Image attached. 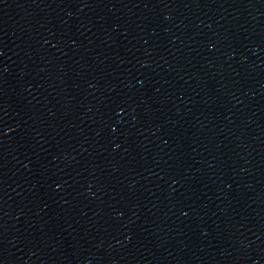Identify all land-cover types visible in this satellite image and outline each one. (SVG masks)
Returning <instances> with one entry per match:
<instances>
[{
    "label": "water",
    "instance_id": "obj_1",
    "mask_svg": "<svg viewBox=\"0 0 264 264\" xmlns=\"http://www.w3.org/2000/svg\"><path fill=\"white\" fill-rule=\"evenodd\" d=\"M0 264H264V0H0Z\"/></svg>",
    "mask_w": 264,
    "mask_h": 264
}]
</instances>
